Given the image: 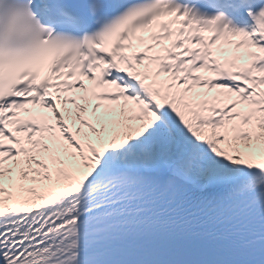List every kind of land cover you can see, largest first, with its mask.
<instances>
[{"label":"snow or ice","instance_id":"1","mask_svg":"<svg viewBox=\"0 0 264 264\" xmlns=\"http://www.w3.org/2000/svg\"><path fill=\"white\" fill-rule=\"evenodd\" d=\"M246 11L251 31L173 0H0V264H264Z\"/></svg>","mask_w":264,"mask_h":264}]
</instances>
